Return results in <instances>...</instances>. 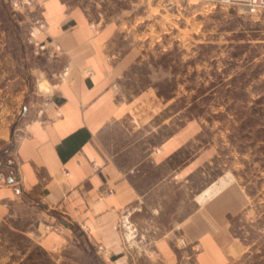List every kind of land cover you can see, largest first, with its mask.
<instances>
[{
	"label": "rangeland",
	"instance_id": "rangeland-1",
	"mask_svg": "<svg viewBox=\"0 0 264 264\" xmlns=\"http://www.w3.org/2000/svg\"><path fill=\"white\" fill-rule=\"evenodd\" d=\"M64 1L88 18L94 32L111 35L122 51H136L126 88L130 95H148L137 106L135 122L126 121L130 133L113 129L103 144L119 151L131 142L119 162L136 174L139 191H149L141 200L149 207L150 227L122 217L115 228L124 237L133 231L142 247L148 236L157 235L162 214L166 223L177 209L187 213L196 195L224 176L241 197L230 216V230L241 247L232 264H264V11L248 13L201 0ZM42 11L36 0L22 8L0 0V121L14 126L31 100L43 98L64 77L59 73L65 64H55L58 52L51 60L34 53L37 42L53 41L43 40L48 23ZM40 22L47 25L43 31ZM40 82L50 90L40 91ZM182 125L183 144L161 157V145ZM187 165L191 173L183 178ZM12 171L1 172L0 180L6 183ZM64 223L70 224L49 212L14 214L0 223V264H100L95 250L102 257L107 252L102 246L92 250L79 231L73 241L88 250V262L70 245L43 246L46 235L64 234ZM172 242L180 264H193L195 246L179 234Z\"/></svg>",
	"mask_w": 264,
	"mask_h": 264
},
{
	"label": "crops",
	"instance_id": "crops-1",
	"mask_svg": "<svg viewBox=\"0 0 264 264\" xmlns=\"http://www.w3.org/2000/svg\"><path fill=\"white\" fill-rule=\"evenodd\" d=\"M36 1L48 23L43 40L59 45L55 64H68L69 70L50 93L28 103L18 125L0 121V173L13 169L18 175L14 182L0 180V223L32 211L66 218L70 224L64 223V234L46 235L43 246L70 245L86 262L88 250L73 241L76 231L92 250L102 246L107 252L102 257L95 250L100 264H180L172 242L178 234L195 246L193 264H232L241 247L230 230V216L238 211L241 197L224 176L196 195V205L187 213L177 209L166 223L162 214L157 235L148 236L142 247L115 228L122 217L150 227L149 207L141 200L149 191H139L136 174L119 162L131 142L119 151L103 144L113 129L130 133L126 121L134 123L137 106L147 100V92L130 95L126 88L136 51H122L111 35L94 32L88 18L64 0ZM184 133L182 125L163 142L161 157L181 147ZM188 165L183 178L191 173Z\"/></svg>",
	"mask_w": 264,
	"mask_h": 264
},
{
	"label": "built area",
	"instance_id": "built-area-1",
	"mask_svg": "<svg viewBox=\"0 0 264 264\" xmlns=\"http://www.w3.org/2000/svg\"><path fill=\"white\" fill-rule=\"evenodd\" d=\"M201 1L211 4L219 3V4L239 6L248 13H259L261 11H264V0H201ZM10 3L13 7L22 8L33 4V0H10ZM46 26L47 25L45 22H40L39 24V28L42 31L46 29ZM91 26L94 27L95 25L91 24ZM30 34L32 37H34V32H31ZM57 49H59V46L55 45L53 41H49L47 43L37 42L34 48V53L36 55L45 53L47 54L48 58L51 60L55 56ZM68 70H69V65L65 64L59 75L65 76L68 73ZM180 245L181 247H184L186 245V242L181 240Z\"/></svg>",
	"mask_w": 264,
	"mask_h": 264
},
{
	"label": "bare ground",
	"instance_id": "bare-ground-1",
	"mask_svg": "<svg viewBox=\"0 0 264 264\" xmlns=\"http://www.w3.org/2000/svg\"><path fill=\"white\" fill-rule=\"evenodd\" d=\"M193 1V0H192ZM38 87L40 89V91H43V92H46L47 89L48 91L50 90L49 89V86L47 87V85L44 83V82H40L38 83ZM232 181V180H231ZM133 232V231H132ZM132 232L131 230L129 229V231L126 232V236H127V239L129 240L133 235H132Z\"/></svg>",
	"mask_w": 264,
	"mask_h": 264
},
{
	"label": "water",
	"instance_id": "water-1",
	"mask_svg": "<svg viewBox=\"0 0 264 264\" xmlns=\"http://www.w3.org/2000/svg\"><path fill=\"white\" fill-rule=\"evenodd\" d=\"M18 180V175L17 172L15 170H13L9 175H8V181L9 182H14Z\"/></svg>",
	"mask_w": 264,
	"mask_h": 264
}]
</instances>
